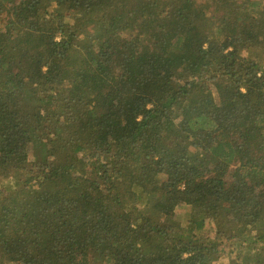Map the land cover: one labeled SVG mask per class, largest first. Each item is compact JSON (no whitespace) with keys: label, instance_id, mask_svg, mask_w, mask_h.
Wrapping results in <instances>:
<instances>
[{"label":"trees","instance_id":"1","mask_svg":"<svg viewBox=\"0 0 264 264\" xmlns=\"http://www.w3.org/2000/svg\"><path fill=\"white\" fill-rule=\"evenodd\" d=\"M223 258L264 264V0H0V264Z\"/></svg>","mask_w":264,"mask_h":264},{"label":"rangeland","instance_id":"2","mask_svg":"<svg viewBox=\"0 0 264 264\" xmlns=\"http://www.w3.org/2000/svg\"><path fill=\"white\" fill-rule=\"evenodd\" d=\"M189 213V209L188 208H179L176 210V217L177 219H179L181 222H186L187 220V214ZM211 226L210 225H207V228L206 230L204 231L205 234L208 233V229L210 230ZM227 262V259L226 258H223L221 259L220 263H226Z\"/></svg>","mask_w":264,"mask_h":264}]
</instances>
